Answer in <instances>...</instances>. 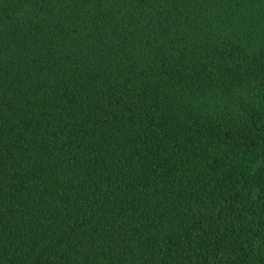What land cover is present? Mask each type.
Masks as SVG:
<instances>
[{"label": "trees", "instance_id": "16d2710c", "mask_svg": "<svg viewBox=\"0 0 264 264\" xmlns=\"http://www.w3.org/2000/svg\"><path fill=\"white\" fill-rule=\"evenodd\" d=\"M0 264H264V0H0Z\"/></svg>", "mask_w": 264, "mask_h": 264}]
</instances>
